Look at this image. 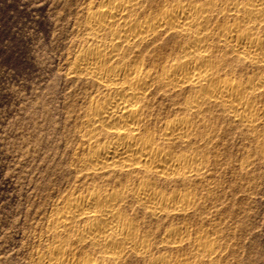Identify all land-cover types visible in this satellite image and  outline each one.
<instances>
[{
  "label": "bare ground",
  "instance_id": "obj_1",
  "mask_svg": "<svg viewBox=\"0 0 264 264\" xmlns=\"http://www.w3.org/2000/svg\"><path fill=\"white\" fill-rule=\"evenodd\" d=\"M152 2L89 0L79 10L83 34L68 70L81 93L74 184L49 216L36 264H203L220 255L209 232L170 223L198 197L167 185L207 176L204 149L217 129L207 113L262 139L264 0H161L148 12ZM185 91L186 112L155 127L156 97ZM158 244L171 251L156 255Z\"/></svg>",
  "mask_w": 264,
  "mask_h": 264
},
{
  "label": "rangeland",
  "instance_id": "obj_2",
  "mask_svg": "<svg viewBox=\"0 0 264 264\" xmlns=\"http://www.w3.org/2000/svg\"><path fill=\"white\" fill-rule=\"evenodd\" d=\"M88 1L0 0V264H36L49 216L73 188V120L81 93L68 70L83 34L79 10ZM152 1L148 12L161 4ZM252 71L248 66L243 74ZM187 94L156 97L155 127L186 112ZM207 114L217 126L204 149L211 159L207 176L167 185L194 192L198 205L170 223L220 241L219 257L203 264H264V126L258 140L231 117ZM145 223L154 226L149 217ZM170 251L158 244L155 254ZM182 252L192 254L190 247ZM127 264L145 261L132 257Z\"/></svg>",
  "mask_w": 264,
  "mask_h": 264
}]
</instances>
